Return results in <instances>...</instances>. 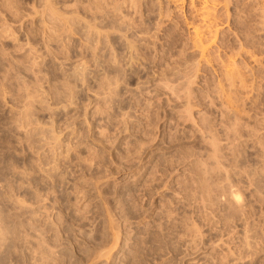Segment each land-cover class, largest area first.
<instances>
[{"label":"rangeland","instance_id":"obj_1","mask_svg":"<svg viewBox=\"0 0 264 264\" xmlns=\"http://www.w3.org/2000/svg\"><path fill=\"white\" fill-rule=\"evenodd\" d=\"M0 264H264V0H0Z\"/></svg>","mask_w":264,"mask_h":264},{"label":"bare ground","instance_id":"obj_2","mask_svg":"<svg viewBox=\"0 0 264 264\" xmlns=\"http://www.w3.org/2000/svg\"><path fill=\"white\" fill-rule=\"evenodd\" d=\"M206 14H209L208 12H206ZM208 16V15H207ZM206 18V17H205ZM210 25H211V23H210ZM209 25H207L206 27H208ZM209 28H207L206 30H208ZM194 35L196 36V38H197V36H199L200 34H201V31H199L198 29H196V31H194ZM201 41V40H200ZM239 198V197H238ZM238 202V201H237Z\"/></svg>","mask_w":264,"mask_h":264}]
</instances>
